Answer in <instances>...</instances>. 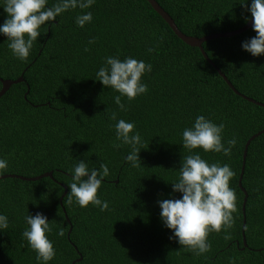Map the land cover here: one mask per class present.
<instances>
[{
  "label": "trees",
  "instance_id": "16d2710c",
  "mask_svg": "<svg viewBox=\"0 0 264 264\" xmlns=\"http://www.w3.org/2000/svg\"><path fill=\"white\" fill-rule=\"evenodd\" d=\"M155 1L181 32L191 36L233 30L245 24V15L251 18L238 0ZM84 11H91L93 18L83 28L74 23L80 9L42 26L44 33L25 61L12 56L6 37L0 35V77H23L0 96V158L8 163L0 175L52 172V177L32 181L0 178V213L9 220V227L0 232V264H37L35 252L21 237L24 215L36 212L52 227L47 235L55 256L48 264H264V107L240 95L264 104V55L252 56L241 48L255 35L252 27L202 42L207 57L237 94L199 48L177 37L147 0H95ZM5 18L0 8V23ZM91 38L95 42L89 45ZM109 55L152 65L141 77L147 92L131 101L121 98L127 111L113 102L118 93L94 80ZM105 109L134 122L146 148L139 152V167L125 162L127 146L112 147L110 124L115 121L107 119ZM197 115L224 124L222 142L233 137L237 141L227 157L194 150L209 163L230 166L234 175L229 187L236 197L232 227L227 233L210 232V250L201 256L168 239L171 230L163 227L156 203L180 196L169 182L176 179L181 158L188 154L180 132ZM259 131L248 143L241 176L247 193L244 245V193L238 178L245 142ZM77 160H85L90 168L98 167V161L107 164L110 174L97 190L108 202L105 211L69 203V169ZM62 184V206L70 224L59 203ZM60 228L63 237L56 235Z\"/></svg>",
  "mask_w": 264,
  "mask_h": 264
},
{
  "label": "clouds",
  "instance_id": "9594fccd",
  "mask_svg": "<svg viewBox=\"0 0 264 264\" xmlns=\"http://www.w3.org/2000/svg\"><path fill=\"white\" fill-rule=\"evenodd\" d=\"M242 10L250 14L252 30L255 35L241 43V48L252 56L264 55V0H238ZM95 0H55L49 5V0H0V8L6 18L0 23V35L6 37L7 48L13 57L25 61L37 37L43 34L42 26L52 25L61 14L80 9V14L74 18L77 27L83 28L91 23L90 9ZM245 21L249 19L244 16ZM47 22V24H46ZM57 23V22H56ZM95 42L91 38L88 44ZM88 50L87 47L84 49ZM149 53L152 48L147 50ZM152 70L151 64L132 57L121 60L117 56H106L102 65L95 72V79L102 86L118 93L113 102L121 111H127L121 98L127 101L147 92V85L141 77ZM105 115L114 129V149L127 146L128 152L124 157L129 166L136 168L141 164L139 152L146 149L138 131H135L134 122L118 119L116 112ZM224 124L214 123L203 115L195 116L189 127L180 132L182 148L188 154L181 158L177 177L171 184L173 193H179V198L157 200L159 219L163 227L171 230L169 240L175 242L195 256H201L210 250L207 241L210 232L219 233L223 229L227 233L233 225L232 213L236 211L235 193L229 187V181L234 172L230 166L219 162L209 163L202 158L199 151L204 153H221L230 156L237 143L236 138L223 140ZM6 159L0 158V172L7 170ZM71 174L68 186L69 203H75L81 208L89 204L98 207L100 211L108 209V202L97 196L105 177L109 176L106 163L98 161V167L90 168L85 160H77L69 169ZM26 227L21 233L29 249L35 252L37 264H48L55 256L53 242L48 238L52 227L49 220L40 212L35 215L26 214L23 217ZM9 227L8 217L0 213V232ZM57 237L64 236V230L58 229ZM225 235V239H227Z\"/></svg>",
  "mask_w": 264,
  "mask_h": 264
},
{
  "label": "water",
  "instance_id": "95a60500",
  "mask_svg": "<svg viewBox=\"0 0 264 264\" xmlns=\"http://www.w3.org/2000/svg\"><path fill=\"white\" fill-rule=\"evenodd\" d=\"M147 2L150 4V6L153 8V10L155 12H157L161 16V18L169 25V27L172 29V31L175 33V35L177 37H179L183 42H185L186 44H188L190 46H196V47H198L199 50H200V52H201V54L203 55V57L206 58L208 60V62L211 63L215 67L216 71L225 80V82L227 83V85L232 90H234V92H236L237 94H240L233 87V85L227 79V77L207 57L205 51L202 48V42L205 41V40L211 39V38H216V37H229V36H233V35L239 34V33L243 32V31L247 30L248 28H251L252 27V20H251V18H249L245 22V24H243L242 26H240V27H238L236 29H233V30L221 31V32L206 34V35H203V36H191V35H186L183 32H181L177 28V26L174 23L173 19L169 16V14L165 10H163V8L155 0H147ZM20 81H23L22 74L19 75L15 79L1 78L0 77V83H1V86H0V96L10 87L11 84L18 83ZM27 91H28V87H27V90H26L25 93H27ZM240 95L243 98H245L246 100L251 101V102H254V103H256V104L261 105V106L264 107V104L263 103H261L259 101H256V100H254V99H252L250 97H247L245 95H242V94H240ZM261 131H259V132L255 133V134L251 135L247 139V141L245 142L244 149H243V160H242V165H241V169H240V173H239V178H238V186L240 187V189L244 193V197L242 199V204H241V209H242V213H243V220H242L243 221L242 222V241H243V244L244 245H246L245 239H244V235H243V225L245 223V219H244V206H245V202H246V198H247V193H246L245 189L241 186V176H242V173H243L244 159H245V153H246V148L248 146V143H249L250 139H252L255 135L259 134ZM45 176L52 177V172L51 171H47V172H43V173L38 174V175H35V176H21V175H14V174H5V175H0V178H4V177H17V178H20L22 180H30V181H32V180H36V179H39V178L45 177ZM63 188H64L63 193L59 197V203H60V205L62 207V210L64 212L66 221L70 224V221L67 218L66 213H65V210H64V208L62 206V197L66 193V187L64 185H63ZM70 230H71V226L69 227L67 234H69ZM79 259H80V256L76 260H79Z\"/></svg>",
  "mask_w": 264,
  "mask_h": 264
}]
</instances>
